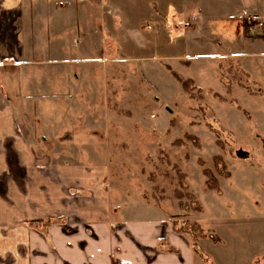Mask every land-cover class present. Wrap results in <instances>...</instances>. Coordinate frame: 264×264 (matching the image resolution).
<instances>
[{"label": "rangeland", "instance_id": "obj_1", "mask_svg": "<svg viewBox=\"0 0 264 264\" xmlns=\"http://www.w3.org/2000/svg\"><path fill=\"white\" fill-rule=\"evenodd\" d=\"M31 3L26 60L0 66L23 137L0 147V220L61 219L25 222L30 263L46 248L59 261L64 230L93 238L97 220L116 236L149 223L158 252H176L167 228L202 259L215 242L218 264H239L231 255H246L263 211L264 56L219 57L220 33L197 9L214 0Z\"/></svg>", "mask_w": 264, "mask_h": 264}, {"label": "crops", "instance_id": "obj_2", "mask_svg": "<svg viewBox=\"0 0 264 264\" xmlns=\"http://www.w3.org/2000/svg\"><path fill=\"white\" fill-rule=\"evenodd\" d=\"M31 1L0 0V66L16 65L26 60L28 48V42L25 38L26 7L27 3L31 7ZM195 1L201 4L200 2L203 3L204 0ZM214 2L217 9L210 5L208 8L200 6L197 9L200 11L199 14H201L202 19L216 25L215 29L220 33L215 39L221 49L219 57L227 61L226 64L242 60L249 65H251L250 60L263 57L264 0H214ZM33 9L34 7L30 8L31 14L34 12ZM36 10L40 14V9ZM197 17L200 18V15ZM220 23L222 25L218 27L217 24ZM51 27L56 29L57 26L51 25ZM197 28V23L193 21V29H200ZM252 31L257 34L252 33ZM233 33L237 34L235 39ZM30 45L32 44L30 43ZM193 55L196 57L204 56L198 53ZM1 97L3 96L0 94ZM17 130L13 107L0 99V147L10 143L13 146L20 144L23 137ZM2 154L4 152L0 153V157ZM262 193L264 194V192ZM4 205L7 209L9 208L7 200L2 203V206ZM260 210L263 211L261 214L258 213V216H251L254 218V222L251 224L253 230L251 227L249 228L252 231V242L245 245L246 255L240 256L236 252V254L231 255H236L235 258L240 261L239 264H256L254 257L262 260L260 264L264 263V202ZM53 217L61 219V216L56 217L50 214L41 218L25 220L24 216H9L7 210V214L0 220V264H31L30 260L33 253L29 251L31 250L28 245L30 237L28 233L25 234V227L23 226L27 221L53 220ZM65 220L67 221L66 217ZM91 222L96 237L89 238L87 232L80 231L75 234H68L64 230V237H60V243L56 244L59 261L53 258L52 253L55 250L46 248L47 250L45 249L42 256L38 258L39 262L41 264H120V261L122 264L124 262L125 264H218L217 255L219 253L214 249L215 242L214 244L208 243V251L205 255L208 257L203 256L204 259H202L197 249L189 243L184 235L173 234L167 228V231L161 234L168 238L170 245L176 248V252H158L157 242L161 235L159 229H156V232L153 231L149 223L129 226L126 232L120 230L116 236L115 232L110 230L108 223L97 220H91ZM255 223H257V227ZM57 229L56 225L54 233H59ZM156 233L159 234L156 235ZM222 242H226L227 250L229 247L233 249L232 243L230 244L228 240L224 239ZM256 242H259L258 247L253 246ZM242 243L244 245V242ZM115 249L118 251L117 255L114 253ZM241 249L242 247L238 250ZM226 254L228 253L226 252ZM226 257L232 260L230 256ZM258 260L256 259V261ZM225 264L231 263L227 260Z\"/></svg>", "mask_w": 264, "mask_h": 264}, {"label": "built area", "instance_id": "obj_3", "mask_svg": "<svg viewBox=\"0 0 264 264\" xmlns=\"http://www.w3.org/2000/svg\"><path fill=\"white\" fill-rule=\"evenodd\" d=\"M254 33V31H252Z\"/></svg>", "mask_w": 264, "mask_h": 264}]
</instances>
